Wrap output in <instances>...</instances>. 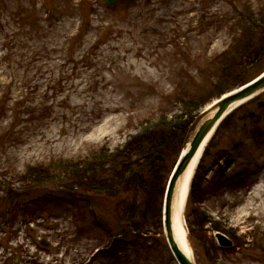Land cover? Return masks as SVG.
<instances>
[{"label":"rangeland","instance_id":"1","mask_svg":"<svg viewBox=\"0 0 264 264\" xmlns=\"http://www.w3.org/2000/svg\"><path fill=\"white\" fill-rule=\"evenodd\" d=\"M102 1L0 0V264H104L102 233L92 231L84 210L58 199L51 209L38 202L43 212L34 221L2 219L6 192L23 190L18 178L28 167L80 160L101 147L113 152L139 131L140 121L181 113L173 104L176 86L183 83V98L206 94L208 74L198 70L248 26L240 15L264 8V0H119L112 7ZM214 101L197 113L193 133ZM259 101L264 92L228 115L204 162L241 142L247 152L233 167L245 166L253 151L258 172L243 189L198 205L241 246L219 248L210 224L192 225L194 207L186 203L195 264H264V144L248 146L253 130L255 137L264 132ZM39 188L41 198L56 197V188ZM93 211L99 217V207ZM147 246L138 255L126 248L125 263L177 264L164 237H151Z\"/></svg>","mask_w":264,"mask_h":264},{"label":"trees","instance_id":"2","mask_svg":"<svg viewBox=\"0 0 264 264\" xmlns=\"http://www.w3.org/2000/svg\"><path fill=\"white\" fill-rule=\"evenodd\" d=\"M239 17L248 20V26L233 38L226 50L210 57L205 67L198 70L200 77L208 74L209 89L206 94L183 98L187 94L183 90V83L178 84L173 104L178 105L181 113L160 116L152 121L149 116L140 121L139 131L113 152L101 147L80 160H60L44 166L28 167L18 178L23 190L6 192L1 218L13 216L14 219L18 216L34 221L43 212L38 202L43 208L49 206L51 209L59 199L74 208L75 212L84 210L91 218L92 231L100 230L104 264H126V248L134 251L135 255L148 250L147 240L163 237L161 202L165 185L180 152L193 133L197 113L211 101L244 85L264 71V8L253 15L242 14ZM190 82L186 81L187 84ZM181 91L183 95L178 97ZM224 121L204 149L187 199V203L194 207L192 225L210 224L214 232L224 231L205 218L198 205L218 192L243 189L259 170L255 165L252 166L256 160L253 151L245 160V166L240 169L233 167L235 161L244 158L242 150L247 152L241 142L235 143L233 150H218L211 164L205 166L213 139ZM253 131L249 134V151L259 149L264 144V132H259L255 137L256 130ZM241 133H244L242 129ZM248 164L256 168L253 174ZM42 186L56 188V197L51 198V193L41 198L38 190ZM98 207L99 217L93 211ZM104 212L111 217L112 230L103 222ZM224 234L233 246H241L232 232Z\"/></svg>","mask_w":264,"mask_h":264},{"label":"water","instance_id":"3","mask_svg":"<svg viewBox=\"0 0 264 264\" xmlns=\"http://www.w3.org/2000/svg\"><path fill=\"white\" fill-rule=\"evenodd\" d=\"M118 1L119 0H103L102 4L106 7H112L116 5ZM262 91H264V73L248 83L246 86L234 90L217 100L213 106V113L209 117L204 119L197 127L188 145V148L181 155L167 182L161 208L162 228L168 248L177 264H195L193 259L187 257L180 250L174 237L172 203L178 179L182 176L202 143H204V141L213 134L218 124L224 118V115L228 108H230V106L234 103L249 99ZM258 106L264 107V101L258 102ZM215 239L217 240L218 245L222 248H230L232 245L230 240H228L222 234L216 233ZM40 244L43 246H47L44 241H41Z\"/></svg>","mask_w":264,"mask_h":264},{"label":"bare ground","instance_id":"4","mask_svg":"<svg viewBox=\"0 0 264 264\" xmlns=\"http://www.w3.org/2000/svg\"><path fill=\"white\" fill-rule=\"evenodd\" d=\"M249 100V99H247ZM247 100L240 101L237 103H234L233 105L228 108L226 111V115H229L233 110H235L237 107H239L241 104H244L247 102ZM213 113V112H212ZM210 113L209 116L212 114ZM208 137L204 143L199 147L197 150L196 154L190 161L188 167L182 174V176L178 179V182L176 184V188L174 191V198H173V203H172V221H173V232H174V237L176 240V243L178 244V247L180 250L190 259H193L192 252L188 243V236L185 228V223H184V210H185V203H186V198L188 195L189 191V186L191 183V179L193 177L196 165L199 161V158L202 154V151L205 147L206 141L209 139ZM187 145L185 148L182 150V153L186 150Z\"/></svg>","mask_w":264,"mask_h":264}]
</instances>
